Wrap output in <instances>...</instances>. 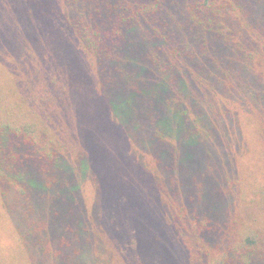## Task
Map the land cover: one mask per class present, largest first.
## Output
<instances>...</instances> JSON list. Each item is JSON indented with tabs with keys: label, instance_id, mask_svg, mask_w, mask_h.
Returning a JSON list of instances; mask_svg holds the SVG:
<instances>
[{
	"label": "trees",
	"instance_id": "obj_1",
	"mask_svg": "<svg viewBox=\"0 0 264 264\" xmlns=\"http://www.w3.org/2000/svg\"><path fill=\"white\" fill-rule=\"evenodd\" d=\"M0 264H264V0H0Z\"/></svg>",
	"mask_w": 264,
	"mask_h": 264
},
{
	"label": "rangeland",
	"instance_id": "obj_2",
	"mask_svg": "<svg viewBox=\"0 0 264 264\" xmlns=\"http://www.w3.org/2000/svg\"><path fill=\"white\" fill-rule=\"evenodd\" d=\"M97 130H99V128L97 129ZM97 139H99V140H102V141H106L107 142V138H105V137H100L99 135H96V136H93L92 138H91V140H90V142H91V144L94 146H96L97 145V143L96 142H98V146H97V148H99L100 150H98L97 151V154H100V155H102L101 153H104V152H106V151H101L102 150V148H104V146L102 145L103 143L102 142H99V141H97ZM108 143V142H107ZM96 148V147H95ZM109 148V147H108ZM118 149V148H117ZM108 152V153H107ZM107 154H110L111 152L109 151V149H107ZM103 156V155H102ZM92 158H93V156H92ZM99 159H101V157H98ZM105 159V158H104ZM134 162H137V160H134ZM93 163H94V161H93ZM116 163H118L117 161H114V164H116ZM119 163H120V160H119ZM118 163V164H119ZM98 164H99V162H98ZM103 165H105L104 163H103ZM117 165V164H116ZM112 167H113V165H111ZM118 167L119 166H121L122 167V165H117ZM125 169H127V167H124ZM127 171H129V170H127ZM106 196V195H105ZM105 196H104V201H105ZM104 204H106V201H105V203ZM106 207V206H105ZM111 211H110V208L108 207V211H107V214H109ZM36 221L37 222H39V225H44V220H42L41 221V219L40 220H38V219H36ZM178 242L180 243V245H182V243H181V241L180 240H178Z\"/></svg>",
	"mask_w": 264,
	"mask_h": 264
}]
</instances>
